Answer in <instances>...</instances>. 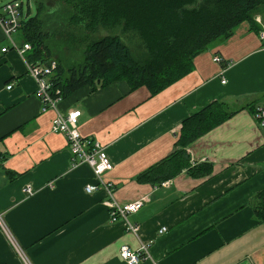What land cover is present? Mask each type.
Masks as SVG:
<instances>
[{"label": "crops", "instance_id": "crops-1", "mask_svg": "<svg viewBox=\"0 0 264 264\" xmlns=\"http://www.w3.org/2000/svg\"><path fill=\"white\" fill-rule=\"evenodd\" d=\"M212 102L235 112L186 149L192 167L210 164L211 173L144 179L177 150L182 123ZM263 105L264 42L246 24L158 93L123 80L59 103L62 112L80 110L81 132L105 147L115 198L148 197L129 215L135 234L111 220L106 191H85L96 183L92 167L74 164L66 136L52 131L56 113L43 111L37 82L0 25V212L26 256L0 226V264H127L121 247L142 242L151 256L138 264H264V222L254 209L264 189Z\"/></svg>", "mask_w": 264, "mask_h": 264}, {"label": "trees", "instance_id": "trees-1", "mask_svg": "<svg viewBox=\"0 0 264 264\" xmlns=\"http://www.w3.org/2000/svg\"><path fill=\"white\" fill-rule=\"evenodd\" d=\"M65 8L43 15L23 4L18 34L30 43L27 59L32 63L57 61L50 75L53 94L66 99L84 87L93 91L116 81L131 88L147 86L158 93L192 71L194 59L217 41L227 39L241 25L258 34L256 15L264 17V0H64ZM26 6V7H25ZM261 15V16H262ZM68 31V44L78 48L70 57L61 50L55 58L53 42ZM118 30V32H114ZM109 32L96 37L100 32ZM64 35V34H63ZM140 40L132 48L128 37ZM61 43V42H60ZM135 50V51H134ZM235 111L222 102H212L187 118L180 130L177 150L143 174L160 183L185 168L206 175L211 165L192 167L186 151L197 139L224 123ZM255 214L264 222V189L257 195Z\"/></svg>", "mask_w": 264, "mask_h": 264}, {"label": "built area", "instance_id": "built-area-1", "mask_svg": "<svg viewBox=\"0 0 264 264\" xmlns=\"http://www.w3.org/2000/svg\"><path fill=\"white\" fill-rule=\"evenodd\" d=\"M22 17V1L11 0L4 2V0H0V25L5 32L6 38L10 41L12 49L18 51V53L25 58L28 71L37 82V96L42 101L43 111L45 112L49 109H52L56 113L52 123V131L55 133H62L66 136L74 164L84 162L89 164L93 169L96 183L86 184L85 191L87 193H92L93 191L100 189L106 191L111 220H123L126 224L127 230L138 234L140 226L138 224L131 223L129 220V215L139 211L145 205L148 197H144L130 203H121L115 198L114 182L104 177V175L111 171L114 167L105 147L98 140L90 141L81 132L78 125L79 117L81 116L80 110H72L68 113H65L59 109V102L62 100V98L59 96L60 91L57 90L55 91V94H53V85L50 80V75L57 67V61L53 59L49 62V64L32 63L27 59L26 56L31 50V44L26 42L18 43L15 40L14 35L19 31ZM260 37L264 42V31L260 32ZM7 50L8 47H3L4 52ZM213 60L217 63H222L223 61L222 57L219 55H215ZM222 82L226 83V79L223 78ZM11 87L12 85L8 86V88ZM257 116L264 124V105L257 110ZM87 145H90V147L87 148ZM27 192H33V189L30 185L27 188ZM0 226L5 229L7 233H9V235L12 237L11 240L13 243H15L19 253L26 259L23 249L18 245V243H16L7 226L5 225L1 212ZM166 229L167 227H163L161 232L165 231ZM149 249V244L145 242H142L141 246L137 250H133L128 245H123L121 247V257L126 261L127 264H138L142 259L151 256Z\"/></svg>", "mask_w": 264, "mask_h": 264}, {"label": "rangeland", "instance_id": "rangeland-1", "mask_svg": "<svg viewBox=\"0 0 264 264\" xmlns=\"http://www.w3.org/2000/svg\"><path fill=\"white\" fill-rule=\"evenodd\" d=\"M8 1H11V0H4V2H8ZM20 1H22L24 5L27 2V0H20ZM28 1L31 2V6L33 7L34 10H35L36 7H39L42 4L43 5V10H44L43 11V15L44 16L46 15L47 12H49V13L52 12V11L59 12L61 10H64V8H65V2H64V0H28ZM261 15H256V17H255L256 21L258 22V25L261 28L260 31H259V37H260V32L261 31H264V17H263V15L262 16ZM259 19H260V21H259ZM114 32H118V30H115ZM107 33H109V32L102 31L99 34H97L96 37L105 35ZM68 34L69 33H68L67 30L61 29V34L58 37H56V39H57L56 41H60L61 43L60 42H53L52 43L53 44L54 51H55V54H56L55 55V58L59 57V55L61 53V52H57L56 50H58V51L61 50L64 53H66V55H68L70 57H74L75 56L74 55L75 54V51L78 48H75L74 46H69V44H68V37H67ZM17 37H19L18 33H16L14 35L15 40L17 39ZM260 39H261V37H260ZM20 40L21 39H17L16 41L17 42L19 41L18 43H20ZM127 41H128L127 43L132 48L138 47V52L137 53H140V40L137 37H135V36L128 37L127 38ZM260 121H261V119H260Z\"/></svg>", "mask_w": 264, "mask_h": 264}]
</instances>
